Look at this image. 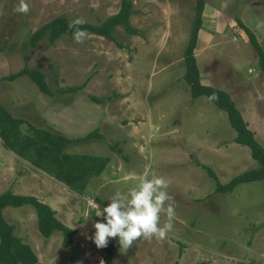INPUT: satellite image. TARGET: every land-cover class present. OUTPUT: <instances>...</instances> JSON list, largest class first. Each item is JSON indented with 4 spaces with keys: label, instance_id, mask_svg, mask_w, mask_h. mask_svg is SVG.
Here are the masks:
<instances>
[{
    "label": "rangeland",
    "instance_id": "374dc122",
    "mask_svg": "<svg viewBox=\"0 0 264 264\" xmlns=\"http://www.w3.org/2000/svg\"><path fill=\"white\" fill-rule=\"evenodd\" d=\"M26 2L30 11L24 14L13 11L19 0H0V102L16 117L72 139L98 134L74 141L68 151L110 157L107 170L86 190L91 199L70 194L45 169L3 147L0 138V194L47 196L49 205L63 210L59 219L77 231L74 243L65 247L60 230L42 237L32 205L6 207L4 216L37 254V264H105L106 248L90 239L103 217L89 203L103 209L116 191L134 185L130 174L145 171L170 180L174 229L162 243L139 239L129 249L110 238L113 264H264V180L216 193L217 182L203 167L225 184L259 163L248 146L234 141L237 133L227 112L206 96L194 98L184 79L198 0H133L135 33L120 25L111 39L85 31L83 44L62 35L54 43L43 37L35 47L32 34L53 18L83 16L100 25L120 10L122 0ZM199 56L201 82L229 93L264 147V89L253 94L246 83L258 76L259 58L223 55L209 64ZM26 65L44 72L52 94L26 75L3 79ZM74 86L81 87L68 91Z\"/></svg>",
    "mask_w": 264,
    "mask_h": 264
},
{
    "label": "trees",
    "instance_id": "16d2710c",
    "mask_svg": "<svg viewBox=\"0 0 264 264\" xmlns=\"http://www.w3.org/2000/svg\"><path fill=\"white\" fill-rule=\"evenodd\" d=\"M203 9L204 0H198L194 30L184 55V66L186 68L184 79L189 84L194 98L206 96L209 99V96L213 92L217 94L218 99L210 101L227 112L230 123L237 133L234 141L248 146L251 149L252 157L259 163L258 167L249 169L233 177L225 184L220 183L214 170L207 165H203L208 170L210 176L217 182L215 192L229 193L233 192L241 183L264 180V147L257 140L255 132L249 127L242 111L229 93L201 82L195 48L197 46ZM132 15L133 0H122L120 10L109 16L100 25L86 23L81 27L84 31L111 39L113 38V29L120 25L126 27L131 33L136 32V29L131 24ZM70 21L66 16L59 15L43 24L32 34L30 46H37L43 37L54 43L62 35H73V30H70L68 27ZM247 32L264 70V51L258 44L254 34L249 29H247ZM23 75L28 76L43 93L49 95L53 93L44 72L29 65L24 66L17 72L10 73L8 76L3 77V79L13 80ZM80 87H70L68 91H74ZM94 135L95 133H90L83 138L72 139L52 129L38 127L23 118L16 117L0 102V138L3 147L8 151L15 152L20 158L29 162L32 167L45 169L48 174L63 182L70 190L80 195H85L87 192L91 177L99 176L103 173L110 163V157L69 152L68 146L74 141H81ZM93 202L95 201L93 200ZM24 205H32L35 208L38 218V228L42 236L49 238L55 231L60 230L64 235L63 244L65 247H69L74 243L72 237L77 233L76 229L66 226L57 217L56 211L50 205L34 195L27 193L16 194L8 190L0 194V264L39 263L37 254L29 244L25 243L15 233V226L9 223L4 216V209L6 207H20ZM106 251L105 264H113L114 244L109 243ZM199 264L205 263L200 262Z\"/></svg>",
    "mask_w": 264,
    "mask_h": 264
},
{
    "label": "clouds",
    "instance_id": "9594fccd",
    "mask_svg": "<svg viewBox=\"0 0 264 264\" xmlns=\"http://www.w3.org/2000/svg\"><path fill=\"white\" fill-rule=\"evenodd\" d=\"M13 11L27 14L30 7L26 0H19ZM86 23L88 21L80 16L68 24L78 44H83L87 37L81 27ZM216 99L218 96L213 92L209 100ZM130 175L135 183L127 192L116 191L102 211L99 204H92L95 215L103 217V220L94 223L96 231L90 237L97 248H106L110 238H118L121 249L131 248L139 239L148 242L155 239L162 243L174 229L176 212L174 197L168 191L170 180L154 173L149 175L147 171L140 175Z\"/></svg>",
    "mask_w": 264,
    "mask_h": 264
},
{
    "label": "crops",
    "instance_id": "0c3cea01",
    "mask_svg": "<svg viewBox=\"0 0 264 264\" xmlns=\"http://www.w3.org/2000/svg\"><path fill=\"white\" fill-rule=\"evenodd\" d=\"M242 1L243 0H204L201 25L198 32L197 46L195 48V55L197 53L196 57L201 58L199 55L206 56V58L209 59L207 61L209 64L221 61L223 55L234 57L233 54L249 56L253 53L255 57L254 60L259 58L254 45L250 41L247 29L254 34L258 44L264 51V0H249L250 2L248 4H244ZM255 7L256 13L251 14L250 17L247 18L246 15H248L249 11L253 10ZM242 41L243 43H241ZM211 53L214 55H211ZM256 63L259 66L258 76L254 79H246V83L249 88L253 90V94H260L261 89H264V70L259 61ZM249 71L251 73V69H249ZM107 168L108 165L105 170H107ZM99 176L91 177L88 186H90L91 182ZM52 181L57 185L61 184V182L56 181L55 179ZM101 185H103V183H101ZM64 186L65 185L63 184L62 187L64 188ZM100 188L101 187L98 186V190H100ZM67 189L70 190L68 187ZM33 191H31V193ZM37 191H44V188L38 189ZM72 192L75 193L72 190H70L69 193L72 194ZM75 194L80 195L78 193ZM85 195L87 196L88 194L85 193ZM88 197L92 199L90 195H88ZM39 198L42 199L41 201L49 205L50 201H48L47 196L43 197L39 195ZM56 198H58V195ZM87 200L88 202L90 201L89 199ZM53 202L58 204L60 201L57 200ZM50 206L56 211L57 217L60 218L63 210L59 204L57 207L52 206V204ZM36 223L38 225L37 219ZM74 228L75 227H73V229Z\"/></svg>",
    "mask_w": 264,
    "mask_h": 264
},
{
    "label": "built area",
    "instance_id": "2783aa9c",
    "mask_svg": "<svg viewBox=\"0 0 264 264\" xmlns=\"http://www.w3.org/2000/svg\"><path fill=\"white\" fill-rule=\"evenodd\" d=\"M89 204L92 205L93 204V201L91 203H89Z\"/></svg>",
    "mask_w": 264,
    "mask_h": 264
}]
</instances>
